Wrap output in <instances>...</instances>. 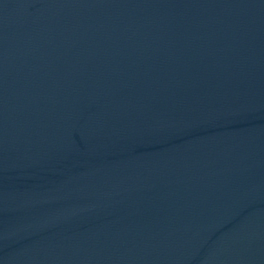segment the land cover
<instances>
[{
	"label": "water",
	"instance_id": "obj_1",
	"mask_svg": "<svg viewBox=\"0 0 264 264\" xmlns=\"http://www.w3.org/2000/svg\"><path fill=\"white\" fill-rule=\"evenodd\" d=\"M0 264H264V0H0Z\"/></svg>",
	"mask_w": 264,
	"mask_h": 264
}]
</instances>
